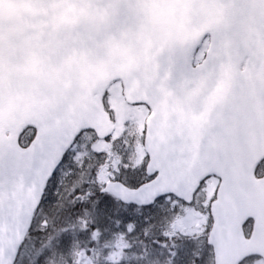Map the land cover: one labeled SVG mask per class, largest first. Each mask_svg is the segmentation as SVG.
<instances>
[{
	"label": "water",
	"instance_id": "water-1",
	"mask_svg": "<svg viewBox=\"0 0 264 264\" xmlns=\"http://www.w3.org/2000/svg\"><path fill=\"white\" fill-rule=\"evenodd\" d=\"M237 14L236 0H0V150L23 149L18 138L27 126L36 128L37 140L52 128L66 133L65 147L82 129L93 130L100 140L112 136L115 124L102 99L120 80L126 101L152 104L143 143L151 157L149 170L160 167L166 156L180 172L153 191H177L182 184L177 194H190L204 175L217 170L205 156L203 131L243 80L250 132L245 150L237 151L231 163L233 179L246 180L249 189L238 201L215 206L210 238L219 264H237L259 250L245 239L248 218L256 221V235L264 241V184L253 176L264 159V0H250L242 25L246 59L252 61L247 79L226 71L202 98L199 85L183 83L182 93L174 94L158 83L160 59L178 55L205 33L231 32ZM177 80L173 74V88ZM193 142L197 147L189 156L185 145ZM30 183L27 174L0 177L5 210L0 258L5 260L9 241L18 243L26 233L31 213L21 205L31 201L34 206L38 198Z\"/></svg>",
	"mask_w": 264,
	"mask_h": 264
},
{
	"label": "snow or ice",
	"instance_id": "snow-or-ice-1",
	"mask_svg": "<svg viewBox=\"0 0 264 264\" xmlns=\"http://www.w3.org/2000/svg\"><path fill=\"white\" fill-rule=\"evenodd\" d=\"M236 4L233 30L205 33L178 55L170 53L169 60L160 59L158 83L162 81L174 94L182 93L183 83L199 85L202 98L217 88L226 71L233 78L247 79L252 61L246 60L242 25L250 0H236ZM173 74L178 76L175 88ZM144 104L151 112L152 104ZM249 111L241 80L203 131L205 156L217 170L204 175L184 195L177 194L182 184L177 191H153L162 179L180 175L166 156L154 170H149L150 156L139 166L129 162L128 149L136 139L130 129L126 134L132 135L131 140L104 137L110 144L108 152L93 148L95 136L82 141L90 129H82L65 147L66 133L59 134L55 128L38 140L33 131L31 146L19 152L0 150V177L9 172L13 179L27 174L31 181L27 187L38 191L34 206L31 201L21 205L31 213L26 233L18 243L9 241L7 259L0 258V264H219L217 245L210 239L217 223L215 206L238 201L249 189L246 180L233 179L231 163L234 154L246 148ZM148 132L147 127L141 131V143ZM195 147V142L185 145L189 156ZM110 158L119 163L110 167ZM253 176L264 184V162L253 170ZM209 180L216 182L210 198ZM4 211L0 206V221ZM193 213L206 218L199 228V217ZM256 226L248 218L243 229L245 239L259 250L249 251L237 264H264V241L257 237Z\"/></svg>",
	"mask_w": 264,
	"mask_h": 264
},
{
	"label": "rangeland",
	"instance_id": "rangeland-1",
	"mask_svg": "<svg viewBox=\"0 0 264 264\" xmlns=\"http://www.w3.org/2000/svg\"><path fill=\"white\" fill-rule=\"evenodd\" d=\"M122 90L120 89L119 85H112L108 89V94L106 96V105L107 110L113 116L114 122L116 124V130L113 133V140L117 137H121L124 135V131L126 130V125L130 122L132 124L133 129H135V159H134V166H139L145 159L147 155H145L143 145L141 143L140 133L145 128V118L149 115V111L147 109L136 108V107H129L124 101L123 95L121 94ZM133 133V132H132ZM139 136V137H138ZM132 139V135L130 137ZM93 148L97 152H108L110 148V144L105 143L104 141H98L96 139ZM111 160V167H115L116 164L119 163V160L110 158ZM109 165V166H110ZM215 180H209L207 182V194L209 198L211 197L214 188H215ZM194 216L199 217V213H193ZM204 217H199V221L196 225L197 228L200 227V224L203 223Z\"/></svg>",
	"mask_w": 264,
	"mask_h": 264
},
{
	"label": "trees",
	"instance_id": "trees-1",
	"mask_svg": "<svg viewBox=\"0 0 264 264\" xmlns=\"http://www.w3.org/2000/svg\"><path fill=\"white\" fill-rule=\"evenodd\" d=\"M126 129H130L131 130V133L133 132L134 133V129H133V127H132V124H131V122L128 124V125H126ZM33 128H31V127H27L25 130H24V132L21 134V136L19 137V139H20V145L21 146H25V145H27L28 143H29V141L30 140H32L33 138ZM123 136H125V138L126 139H129V140H131L130 139V137H131V135L130 134H126V130L124 131V135ZM91 139H92V137H91ZM83 141V140H82ZM135 144L133 143L132 144V147L131 148H129L128 149V152H129V162L131 163V164H133L134 163V159H135ZM110 167H111V165H110Z\"/></svg>",
	"mask_w": 264,
	"mask_h": 264
},
{
	"label": "flooded vegetation",
	"instance_id": "flooded-vegetation-1",
	"mask_svg": "<svg viewBox=\"0 0 264 264\" xmlns=\"http://www.w3.org/2000/svg\"><path fill=\"white\" fill-rule=\"evenodd\" d=\"M112 85H119L120 86V89L122 90V83L121 82H114V83H112L110 86H112ZM122 95H123V98H124V94H123V90H122V93H121ZM105 100H106V97H104V101L103 102H105ZM124 101H126L125 100V98H124ZM126 103H127V105L129 106V107H131V108H133V107H136V108H142V109H147L146 107H145V104H141V103H133V104H131L130 102H128V101H126ZM105 107H106V109H107V105H106V102H105ZM148 110V109H147ZM108 111V110H107ZM149 111V110H148ZM109 112V111H108ZM110 113V112H109ZM150 113V112H149ZM141 134V133H140ZM145 137V136H144ZM144 137H143V140H144Z\"/></svg>",
	"mask_w": 264,
	"mask_h": 264
}]
</instances>
